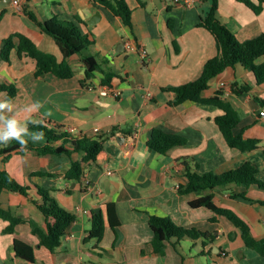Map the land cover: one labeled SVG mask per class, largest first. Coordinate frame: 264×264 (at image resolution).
I'll return each instance as SVG.
<instances>
[{"label":"crops","instance_id":"0c3cea01","mask_svg":"<svg viewBox=\"0 0 264 264\" xmlns=\"http://www.w3.org/2000/svg\"><path fill=\"white\" fill-rule=\"evenodd\" d=\"M251 1L260 4L259 0ZM128 2L133 27L124 25L94 0H22L21 7L13 0H0V42L23 33L61 61L64 55L56 41L41 32L26 10L41 21L57 14L79 22L84 32L94 33L96 43L87 53L101 63L102 69L114 74L112 87L102 85V71L86 79L80 55L69 58L75 70L72 79L53 74L36 76V61L20 57L16 50L9 62L0 57V87L13 84L17 89L13 98L0 89V103L12 108L4 109L3 114L26 122L30 132H39L29 127L37 120L50 128L62 126L77 137L107 138L104 152L85 166L82 182L66 180L65 173L71 167V158L66 155L40 157L26 152L15 154L6 163L0 157V166L31 189L28 196L0 193V204L24 220L13 233H7L9 222L0 219V264H33L16 254V239L35 248L34 264H264V256L245 244L240 230L226 217L190 205L201 195L212 193L217 205L237 212L250 224L255 239L261 240L264 190L229 185L203 194L181 192L188 183V166L202 173L222 174L252 162L264 179V105L258 101L264 100V83L258 84L251 69L237 65L212 79L204 93L209 97L223 90L240 115L236 133L261 141V148L243 153L226 143L216 122L223 114L221 109L194 102L171 106L174 93L163 90L195 81L205 63L218 54L213 34L199 26L214 0H200L191 7H182L177 0ZM218 17L241 42L264 33V3L256 13L237 0H218ZM141 43L148 51L145 59L140 54ZM263 62L264 56L256 63ZM243 85L250 90L244 92ZM114 90L121 92L118 98ZM36 102L42 106L29 114L26 106ZM154 129L183 136L187 143L160 154L148 144ZM46 143L44 135L36 144ZM36 171L48 174L33 176ZM37 186L50 189L59 205L76 215L61 246L53 252L42 247L39 235L32 231L31 221L42 229L47 226L35 204L41 201ZM243 193L251 200L233 197ZM109 203L115 205L120 225L112 228L106 223L103 239H90L92 212H106ZM154 215L212 233L215 239L206 247L210 253L201 255L202 239L190 238L181 240L177 248L168 243L164 253H156L149 225Z\"/></svg>","mask_w":264,"mask_h":264},{"label":"trees","instance_id":"16d2710c","mask_svg":"<svg viewBox=\"0 0 264 264\" xmlns=\"http://www.w3.org/2000/svg\"><path fill=\"white\" fill-rule=\"evenodd\" d=\"M94 1L108 8L124 25L133 27V10L128 0ZM237 1L246 4L256 13L262 10V3H264V0H259L260 4L258 5L251 0ZM26 13L41 32L56 41L64 59L60 61L53 53L42 50L29 36L16 33L0 42V57L3 60L9 62L12 51L16 50L20 57L27 56L36 61V76L53 74L61 79H72L75 76V70L70 64L69 58L80 55L85 66L86 79L89 80L95 76L97 71H102L104 75L101 80L102 85L109 87L114 85L113 72L102 69L101 63L93 55L87 53L88 49L96 43L93 32H84L79 22L61 18L57 14L47 21H41L34 12L26 10ZM2 15L3 13L0 14V16ZM199 26L213 34L219 48L218 54L205 63L201 76L195 81L178 86L163 87V90L174 93L175 97L170 102L171 106L194 102L218 107L223 111V114L216 118V122L226 143L243 153L255 151L261 148V141L256 138L246 139L242 134L236 133L235 130L241 122L240 115L234 104L224 97L223 90H218L209 97L204 96V93L210 88L212 79L220 76L226 69L237 65L251 69L256 75L258 84L264 83V62L256 63L259 58L264 56V33L243 42L238 40L236 35L218 17V0H214L211 9L201 18ZM0 89L6 91L10 98L17 94V89L13 84H3ZM241 89L244 92L250 90L246 85H243ZM258 101L264 105V100L258 98ZM29 127L42 131L47 143L40 145L29 140L26 148H22L16 140H11L7 144L0 143V157L4 163L8 162L15 154L26 152H33L40 157L66 155L71 158V167L65 173L66 180L82 182L85 166L95 162L105 150L107 138L104 136L77 137L64 131L62 126L50 128L44 122H40L38 125L30 123ZM58 142L60 143L57 144ZM186 143L187 140L183 136L169 134L159 129L152 131L148 142L150 149L164 155L173 147L184 146ZM77 154L83 155L82 159L75 158ZM47 174L45 171L32 173L33 176ZM186 176L188 183L181 190L183 193L203 194L205 191H213L229 185L246 188L256 186L264 190V179L260 178V169L252 162H246L242 166L222 174L202 173L196 168L188 166ZM36 189L41 201H36L35 204L45 216L47 226L46 229H42L31 221L32 231L39 235L40 245L53 252L61 246L64 236L76 220V215L61 207L50 189L42 186H37ZM30 190L28 185L21 183L7 169L0 166V193L8 191L28 196ZM233 197L251 200L245 193L234 194ZM190 205L193 208H206L217 215L226 217L240 230L245 244L264 256V239H255L250 224L234 210L217 205L212 193L201 195ZM0 219L9 222V226L5 230L7 233H13L16 226L24 221L1 204ZM106 223H109L112 228L120 225L113 203L107 205L106 212L102 209L92 212V228L89 238H96L100 242L104 237ZM149 225L154 234L152 240L154 251L158 254L164 253L168 243H173L177 248L181 240L190 238L193 240L202 239L203 248L200 254L207 255L210 250L207 251L206 247L215 239V236L210 232L185 228L168 217L151 216ZM14 246L16 254L20 258L33 264L36 263L35 248L32 245L16 239Z\"/></svg>","mask_w":264,"mask_h":264},{"label":"clouds","instance_id":"9594fccd","mask_svg":"<svg viewBox=\"0 0 264 264\" xmlns=\"http://www.w3.org/2000/svg\"><path fill=\"white\" fill-rule=\"evenodd\" d=\"M41 106L40 102H36L33 105H27L26 108L28 109V113L31 114ZM4 109L12 111L8 103H0V143L7 144L11 140H16L22 148H26L29 140L33 143L43 141L44 133L42 131L30 132L26 122H22L16 117L9 118L3 114ZM31 123L38 125L40 122L32 120Z\"/></svg>","mask_w":264,"mask_h":264},{"label":"built area","instance_id":"2783aa9c","mask_svg":"<svg viewBox=\"0 0 264 264\" xmlns=\"http://www.w3.org/2000/svg\"><path fill=\"white\" fill-rule=\"evenodd\" d=\"M200 0H177V3L179 2V5H181L182 7H191V6H195ZM13 3L17 6V7H21V3L22 0H13ZM128 46L131 47V44H127ZM140 50V54L141 57L143 59L148 57V51L146 49V46L144 43L140 44L139 47ZM225 83H222V85H224ZM121 92L118 90H114L113 95L118 98L120 96ZM85 213H88V210H84Z\"/></svg>","mask_w":264,"mask_h":264}]
</instances>
